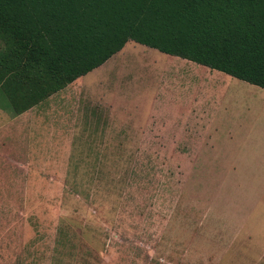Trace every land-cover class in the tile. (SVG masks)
I'll return each mask as SVG.
<instances>
[{"label": "rangeland", "instance_id": "rangeland-1", "mask_svg": "<svg viewBox=\"0 0 264 264\" xmlns=\"http://www.w3.org/2000/svg\"><path fill=\"white\" fill-rule=\"evenodd\" d=\"M133 43L20 114L0 90V264H260L264 89Z\"/></svg>", "mask_w": 264, "mask_h": 264}, {"label": "trees", "instance_id": "trees-1", "mask_svg": "<svg viewBox=\"0 0 264 264\" xmlns=\"http://www.w3.org/2000/svg\"><path fill=\"white\" fill-rule=\"evenodd\" d=\"M128 41L264 88V0H0V90L20 114Z\"/></svg>", "mask_w": 264, "mask_h": 264}, {"label": "crops", "instance_id": "crops-1", "mask_svg": "<svg viewBox=\"0 0 264 264\" xmlns=\"http://www.w3.org/2000/svg\"><path fill=\"white\" fill-rule=\"evenodd\" d=\"M134 44H140V43L135 42V43H133L130 46L131 47L135 46ZM127 45H128V42L125 43V45L122 47L121 50H119L118 52L114 53L111 57L116 56V54H122L124 51L132 52L131 49H129V48L126 49ZM141 45L142 44H140V46ZM138 48L140 50V54L141 55L145 54L146 56L144 58H142V61H141L140 58H138L137 59L138 61H136V62H139L140 64L144 65L147 68V70L151 71V74H154L156 70H160V73L162 75H165V77L168 78L169 82L172 81V78H177V77H181V76L189 74L190 76H192V78L190 79V81H192V83L193 82L202 81V82L206 83L207 85H210V89H211V86H213L215 84L214 80L210 78V75L212 73L214 75H218L219 77H221L223 79H225V78L228 79L227 76H230V75H228V74H226V73H224L222 71H219V70H216V69H212V68H210L208 66L196 63V62H194L192 60H189V59H186V58H182L180 56L171 55V54H167V53L161 52V51H159V50H157L155 48L151 49V47H148V46H145V45H142L141 47H138ZM135 56H136V51H135ZM132 60H133V58H131V60H130L131 64L133 63ZM154 61H156V62H154ZM110 62H111V58H108L103 64H101L97 68H100V69L105 68L106 65L109 64ZM97 68H95V69H97ZM191 68H194V72L192 71ZM152 71H154V73ZM220 72L225 74V75H227V76H223ZM201 74H203L204 77L201 78L200 77ZM81 77H83V76H81ZM230 77H232V76H230ZM232 78H235V77H232ZM199 79H201V80H199ZM235 79H237V78H235ZM237 80H240V79H237ZM240 81H242V80H240ZM235 82H238V81H235ZM243 82L245 84H250V83L245 82V81H243ZM72 83H70V84H72ZM238 83L240 84V82H238ZM241 84H243V83H241ZM220 87H221V85H219V90H224L226 93H227V91L228 92H232L233 91L232 87H230V88L227 87V86H225L223 88L222 87L220 88ZM191 88H192V86H191ZM262 89H264V88H262ZM229 94H230V96H232V93H229ZM53 95H51V96H53ZM245 96L248 97V95H245ZM178 108L179 109L183 108V106L181 105ZM225 112L226 111L224 110V113H222V115H224V118L226 117V113ZM229 117H227V119ZM260 264H264V243H260Z\"/></svg>", "mask_w": 264, "mask_h": 264}]
</instances>
